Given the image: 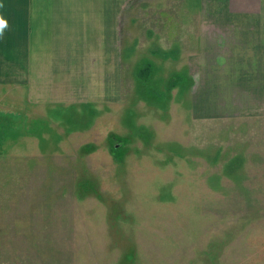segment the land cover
Returning a JSON list of instances; mask_svg holds the SVG:
<instances>
[{"label":"rangeland","instance_id":"rangeland-1","mask_svg":"<svg viewBox=\"0 0 264 264\" xmlns=\"http://www.w3.org/2000/svg\"><path fill=\"white\" fill-rule=\"evenodd\" d=\"M194 1L132 0L108 102L0 100V264H264V109L192 102Z\"/></svg>","mask_w":264,"mask_h":264},{"label":"crops","instance_id":"crops-1","mask_svg":"<svg viewBox=\"0 0 264 264\" xmlns=\"http://www.w3.org/2000/svg\"><path fill=\"white\" fill-rule=\"evenodd\" d=\"M131 3L0 0V100L14 101V90L23 91L33 105L111 100L120 82L116 70H123L121 24ZM194 3L197 14L187 17L186 27L198 22L196 35L208 59L189 70L202 72L191 73L197 87L192 102L207 106L201 112H217L213 117L225 108L248 114L256 106L263 110L264 0ZM212 52L218 62L212 63ZM244 96L250 99L244 101Z\"/></svg>","mask_w":264,"mask_h":264},{"label":"snow or ice","instance_id":"snow-or-ice-1","mask_svg":"<svg viewBox=\"0 0 264 264\" xmlns=\"http://www.w3.org/2000/svg\"><path fill=\"white\" fill-rule=\"evenodd\" d=\"M3 26V21H0V27H2Z\"/></svg>","mask_w":264,"mask_h":264},{"label":"clouds","instance_id":"clouds-1","mask_svg":"<svg viewBox=\"0 0 264 264\" xmlns=\"http://www.w3.org/2000/svg\"><path fill=\"white\" fill-rule=\"evenodd\" d=\"M0 35H2V32H0Z\"/></svg>","mask_w":264,"mask_h":264}]
</instances>
